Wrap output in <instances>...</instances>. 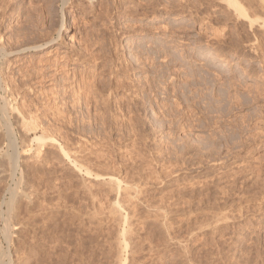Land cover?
<instances>
[{
  "label": "rangeland",
  "instance_id": "374dc122",
  "mask_svg": "<svg viewBox=\"0 0 264 264\" xmlns=\"http://www.w3.org/2000/svg\"><path fill=\"white\" fill-rule=\"evenodd\" d=\"M2 1L8 52L44 44L68 25L53 47L0 57V86L15 99L27 84L35 91L25 86L24 101L40 109L52 102V117L38 115L55 125L52 136L64 134L58 140L72 155L90 159L93 174L78 173L56 147L39 164L21 162L39 198L15 230L12 264H264V0H238L247 18L230 0H71L63 12L60 0ZM2 96L0 87V106ZM15 132L20 152L38 148L35 136L23 143ZM114 174L134 193L113 192ZM120 196L129 207L122 217ZM219 214L230 222H217ZM3 227L0 216L7 249Z\"/></svg>",
  "mask_w": 264,
  "mask_h": 264
},
{
  "label": "bare ground",
  "instance_id": "6f19581e",
  "mask_svg": "<svg viewBox=\"0 0 264 264\" xmlns=\"http://www.w3.org/2000/svg\"><path fill=\"white\" fill-rule=\"evenodd\" d=\"M4 1V0H3ZM2 1V2H3ZM47 1H49V0H47ZM89 1H94V0H89ZM1 2V3H2ZM50 2V1H49ZM71 2V0H60V4H59V7H60V11L61 12H63L64 11V9H65V7L69 4ZM9 3V2H8ZM230 3H231V5L234 7V8H236V10H237V12H239L244 18H247L248 17V15L246 14V11H245V9L240 5V3L238 2V0H230ZM3 4H4V2H3ZM43 4V3H42ZM46 4V3H45ZM8 6V5H7ZM12 6V5H11ZM34 6V5H33ZM32 6V7H33ZM46 6V5H45ZM1 7H3V6H1ZM31 7V6H30ZM36 7V6H35ZM38 7V6H37ZM33 9V8H32ZM35 9V8H34ZM33 9V10H34ZM43 10H44V8H43ZM7 11V10H6ZM1 12H3V10L1 11ZM29 12V11H28ZM4 13V12H3ZM3 15V14H2ZM5 16V15H4ZM250 16V15H249ZM1 19V18H0ZM251 19V18H250ZM264 19V18H263ZM264 22V21H263ZM67 26L68 25H65L63 22H62V29H60L59 31H58V36H57V38H51L48 42H46V43H44V44H40V45H38V46H33L32 48H24V49H22L20 52H26V53H28V52H39V51H42V50H46V49H48V48H50V47H53L54 45H56V44H58L59 42H60V40L62 39V36H61V31H65V30H67L68 28H67ZM250 26V25H249ZM252 27V26H251ZM260 27V26H259ZM3 38V37H2ZM2 41V40H1ZM5 46L3 45V43L1 42L0 43V57L2 58H5V59H9V58H11V57H13V56H16L18 53H20V52H8L5 48H4ZM25 54V53H24ZM198 57H200V58H203V59H206V60H208V61H210L212 64H214L216 67H221V64L220 63H218L215 59H213L208 53H205V52H203V51H200L199 52V54H198ZM5 59H3V60H5ZM8 62V61H7ZM9 63V62H8ZM3 64V63H2ZM1 64V65H2ZM7 64V63H6ZM11 64V63H10ZM5 65V64H4ZM7 67V66H6ZM3 68L4 67H2V70H3ZM10 68V67H9ZM26 68H27V66H26ZM39 69V68H38ZM10 71V70H9ZM36 71V70H35ZM39 71V70H38ZM41 71V70H40ZM11 72V71H10ZM21 72V71H20ZM25 72V71H24ZM4 73V72H3ZM43 73V72H42ZM22 74V73H21ZM25 74V73H24ZM30 74V73H29ZM33 74V73H32ZM37 74V73H36ZM35 74V75H36ZM39 74V73H38ZM41 74V73H40ZM1 75V74H0ZM23 76V75H22ZM25 76V75H24ZM41 76H42V74H41ZM43 76H44V73H43ZM41 77L40 79H41V81L39 80V85H43V81L45 80V78L44 77ZM7 77V76H6ZM28 77V76H27ZM25 78V77H24ZM23 78V79H24ZM30 78V77H29ZM28 79V78H27ZM2 80V79H1ZM29 80V79H28ZM22 81V80H21ZM36 81V80H35ZM14 82H16V81H14ZM14 82H12V83H14ZM23 82V81H22ZM102 82V81H101ZM21 83V82H20ZM25 83H27V82H25ZM33 83V82H32ZM15 84V83H14ZM83 84V83H82ZM93 84H95V83H93ZM7 85V84H6ZM13 85V84H12ZM12 85H10V87L12 86ZM16 85L17 84H15V87H16ZM23 85H25L24 84V82H23ZM107 85V84H106ZM26 86V89H28L29 91H35V90H32L31 89V87H29V88H27V84L25 85ZM24 86V87H25ZM78 86V85H77ZM109 86V85H108ZM124 86V85H123ZM1 87V89L4 91V96H2V99H3V102H2V105L0 106V111L2 112L1 114H2V120H3V124H1V127H0V188H1V204H0V209H2V211L4 212H2L1 214H0V216H2V218L4 219V227H3V229H2V235H4V240H6V243H7V246H8V248L7 249H5V248H3L1 245H0V264H12V253H11V250H10V248H11V245L13 244L12 242H13V238L15 237H17L18 236V233L20 232V227H19V232L17 231V233H15L16 231L15 230H17L18 228H17V226H20L21 225V227H26L27 225L23 222L28 216H31L32 215V212L34 211V209L35 208H37V204H38V190L35 188L36 186H35V179H33V178H31L30 179V174H28V175H26V174H24V171H21L20 173H19V170H21L20 168H21V162H23V161H28V160H37L36 162L38 163V161L39 160H41L42 161V159L41 158H43V157H41V155L43 154V152H45V149H51V151L54 149V148H50V147H56L58 150H59V153H60V157H61V159H62V161L63 160H65V161H68V162H70V164H72L73 165V167H74V169L76 170V171H78V173H83V171L85 170V172H84V174H86L87 175V177H92L93 176V174H92V172H91V168L87 165V164H91V162H89V163H86V162H88V161H90V159H88L87 160V157H85L84 158V160H87V161H84L83 160V157H81V158H79V157H77L76 156V154H75V156L74 155H72V152L75 150V149H73L72 147H70V149L72 148L73 150H70L68 147V144L69 143H66V142H63L64 140H63V136H64V134L62 135V136H59V137H57V138H55V135H51L50 133L56 128L55 127V125H54V127L52 126V125H50V126H52L53 127V129L49 126V123L47 124L46 122V120H41V118H40V116L38 115V113L40 112V110L42 109V112H41V116H46V113L48 112V114H49V110H51V108H53L54 106H52L51 105V103H49V102H46L47 104L49 103V105H43L42 104V108L40 109L39 107L40 106H38L37 107V105H36V107H35V104H34V102L33 101H31L29 104H27L28 103V101H27V103L24 101V99H25V97H26V91L25 90H23V88L24 87H22V85H21V87L19 86V90L18 91H22V92H18V94H17V92H15L16 94H17V98H15V99H13V93H12V91H11V89H9L8 88V86H5L4 85V89H3V85H1L0 86ZM86 87V86H85ZM94 87V86H93ZM103 87H105V86H103ZM122 87V86H121ZM14 89V88H13ZM35 89V88H34ZM77 89H78V87H77ZM99 89V88H98ZM105 89V88H104ZM14 90H16V89H14ZM80 90V89H79ZM96 90V89H95ZM85 91V90H84ZM90 91V90H89ZM93 91V90H92ZM108 91V90H107ZM40 92V91H39ZM74 92V91H73ZM79 92V91H78ZM2 93V92H1ZM41 93V92H40ZM71 93V92H70ZM75 93V92H74ZM97 93V92H96ZM101 93V92H100ZM44 94V93H43ZM69 94V93H68ZM72 94V93H71ZM78 94V93H77ZM105 94V93H104ZM15 95V94H14ZM49 95V94H48ZM75 95V94H74ZM82 95V94H81ZM23 97V105H19V103L18 104H15V103H13V100L14 101H16V102H18L17 101V99H18V97ZM34 96V95H33ZM36 96H37V93H36ZM42 96V95H41ZM53 96V95H52ZM69 96V95H68ZM87 96V95H86ZM108 96V95H107ZM45 97V96H44ZM76 97V96H75ZM88 97V96H87ZM105 97V96H104ZM27 98V97H26ZM70 98V97H69ZM72 98V97H71ZM1 99V100H2ZM83 99V98H82ZM115 100V99H114ZM20 101V100H19ZM30 101V100H29ZM38 101V100H37ZM43 101V100H42ZM44 101H46V100H44ZM43 101V102H44ZM49 101V100H48ZM70 101V100H69ZM74 102H75V100H73ZM97 101H98V99H97ZM131 101V100H130ZM64 102V101H63ZM55 103H56V101H55ZM65 103V102H64ZM94 103V102H93ZM117 103V102H116ZM63 104V103H62ZM78 104V103H77ZM99 104V103H98ZM101 104V103H100ZM109 104V103H108ZM72 105V104H71ZM92 105V104H91ZM106 105V104H105ZM64 106V105H63ZM76 106V105H75ZM99 106V105H98ZM104 106V105H103ZM110 106V105H109ZM84 107V106H83ZM89 107H90V105H89ZM93 107H95V106H93ZM35 108V111H33V109ZM91 108V107H90ZM97 108V107H96ZM55 109H57V108H55ZM55 109L54 110H51L52 112L53 111H55ZM64 109V108H63ZM72 109H74V108H72ZM75 109H76V107H75ZM106 109V108H105ZM79 110V109H78ZM84 110V109H83ZM133 110V109H132ZM57 111V110H56ZM60 111V112H59ZM57 113H59V115L57 116V117H59V119H61L60 117H61V114L60 113H62L61 112V110H59ZM65 111V110H64ZM70 111V110H69ZM88 111V110H87ZM96 111V110H95ZM99 111V110H98ZM101 111V110H100ZM51 112V113H52ZM78 112V111H77ZM94 112V111H93ZM82 113V112H81ZM84 113V112H83ZM91 113V112H90ZM102 113V112H101ZM100 113V114H101ZM43 114V115H42ZM47 114V115H48ZM55 113H53V115H54ZM63 114H67V113H63ZM94 114V113H93ZM131 114V113H130ZM50 115V114H49ZM57 115V114H56ZM69 115V114H68ZM73 115V114H72ZM77 115H79V114H77ZM106 115V114H105ZM64 116V115H63ZM95 116V115H94ZM104 116V115H103ZM103 116H101L102 118H103ZM107 116V115H106ZM50 117H52V115H50ZM49 117V118H50ZM67 117V116H66ZM97 117V116H96ZM99 117V116H98ZM108 117V116H107ZM107 117H105V119L104 120H106V118ZM46 118V117H45ZM55 118V117H54ZM91 118V117H90ZM43 119H44V117H43ZM47 119V118H46ZM53 119V118H52ZM65 119V116L61 119V122H63L62 120H64ZM92 119V118H91ZM101 119V118H100ZM55 120V119H54ZM89 120V119H88ZM102 120V119H101ZM108 120H109V118H108ZM46 121V122H45ZM52 121V120H51ZM56 121V120H55ZM65 121H67V120H65ZM84 121V120H83ZM54 122V121H53ZM60 122V121H59ZM104 122H108L107 120L106 121H104ZM103 122V123H104ZM124 122V121H123ZM127 122V121H126ZM63 123H65V122H63ZM72 123V122H71ZM90 123V122H89ZM60 125L62 124V123H59ZM58 124V125H59ZM68 123H66V125H67ZM57 124H56V126H58ZM17 126L18 128H19V130L21 131V137H22V141H24L23 143H25V141L27 140V139H29V137L31 136V135H33V136H35L34 138L33 137H31V138H33V140L30 138V140H32L33 142H37V146H38V148L35 150V151H33V149H25V150H23V152H20V148H18V146H17V138H16V132H15V127ZM80 126V125H79ZM61 128L63 127V125H61L60 126ZM64 128V127H63ZM74 128V127H73ZM104 128V127H103ZM115 128V127H114ZM66 129V128H65ZM69 129V128H68ZM83 129V128H82ZM81 129V130H82ZM107 129V128H106ZM108 129H110V128H108ZM61 129H59V130H57V132H59ZM85 130V129H84ZM120 130V129H119ZM132 130V129H131ZM55 131H56V129H55ZM102 131V130H101ZM104 131V130H103ZM117 131V130H116ZM17 132H18V130H17ZM54 132V131H53ZM56 132V133H57ZM95 132V131H94ZM72 133H73V131H72ZM78 133V132H77ZM81 133V132H80ZM93 133V132H92ZM97 133V132H96ZM106 133V132H105ZM20 134V133H19ZM54 134H55V132H54ZM62 134V133H61ZM85 134V133H84ZM99 134V133H98ZM60 135V134H59ZM88 135V134H87ZM104 135V134H103ZM122 135V134H121ZM58 136V135H57ZM86 136V135H85ZM61 137H62V139H61ZM66 137V136H65ZM79 137V136H78ZM81 137H82V135H81ZM88 137V136H87ZM58 138L60 139V140H63L62 142L60 141V140H58ZM72 138V137H71ZM94 138V137H93ZM21 139V138H20ZM65 139V138H64ZM67 139V138H66ZM74 140V139H73ZM104 140V139H103ZM116 140V139H115ZM28 141V140H27ZM31 141V143H33ZM70 141V140H69ZM84 141H85V139H84ZM105 141V140H104ZM112 141V140H111ZM120 141V140H119ZM7 142V143H6ZM117 142V141H116ZM22 143V142H21ZM22 143V144H23ZM29 142H27V144H28ZM80 143L81 142H79V145H80ZM107 143V142H106ZM76 144V143H75ZM77 144H78V142H77ZM120 144V143H119ZM21 145V144H20ZM24 145V146H23ZM22 145V147H26L27 148V146H26V144H23ZM31 145V144H30ZM35 145V146H36ZM74 145V144H73ZM110 145V144H109ZM7 146V147H6ZM85 146H87V145H85ZM94 146V145H93ZM4 147H6V148H8L7 150H3V148ZM95 147V146H94ZM24 148H21V149H24ZM76 148V147H75ZM88 148V147H87ZM2 149V150H1ZM56 149V150H57ZM80 149H81V146H80ZM83 149V148H82ZM81 149V150H82ZM55 150V151H56ZM72 151V152H70V151ZM84 150V149H83ZM118 150V149H117ZM80 151V150H79ZM105 151V150H104ZM82 152V151H81ZM45 153H47V152H45ZM44 153V154H45ZM49 154H50V152H48ZM82 153H85V150L82 152ZM48 154V155H49ZM58 154V153H57ZM79 154V153H78ZM87 154V153H86ZM94 154V153H93ZM96 154V153H95ZM98 154V153H97ZM107 154H108V152H107ZM46 155V154H45ZM44 155V156H45ZM52 155H54V154H52ZM89 155V154H88ZM100 155H102V154H100ZM41 157V158H40ZM53 157V156H52ZM55 157V156H54ZM60 157L58 158V159H60ZM116 157V156H115ZM24 158V159H23ZM56 158V157H55ZM55 158H54V160H55ZM105 158V157H104ZM111 158V157H110ZM23 159V160H22ZM22 160V161H21ZM57 160V159H56ZM55 160V161H56ZM100 160V159H99ZM95 161V160H94ZM106 161V160H105ZM36 162H34V163H36ZM108 162V161H107ZM85 163H86V165H85ZM21 164V165H20ZM39 164V163H38ZM96 164V163H95ZM100 164V163H99ZM35 165V164H34ZM53 165V164H52ZM85 165V166H84ZM116 165V164H115ZM61 166V165H60ZM96 166V165H95ZM37 167V166H36ZM54 167V166H53ZM84 167H85V169H84ZM92 168L94 167V166H91ZM98 167V166H97ZM109 167V166H108ZM89 168V169H88ZM99 168V167H98ZM106 168V167H105ZM54 169V168H53ZM109 169V168H108ZM90 170V171H89ZM114 170V169H113ZM28 171V170H27ZM48 172V171H47ZM95 172V171H94ZM107 172V171H106ZM35 173V172H34ZM100 173V172H99ZM103 173L105 174V172L103 171ZM52 174H54L53 172H52ZM58 174V173H57ZM33 175V174H32ZM37 175V174H36ZM42 175V174H41ZM103 175V174H102ZM34 176H35V174H34ZM38 176V175H37ZM98 178H99V176H97ZM101 177V176H100ZM103 177V176H102ZM109 178V183H110V186H111V188H113L114 190H113V192L116 190L117 192H118V194L117 195H119V194H122V190H123V188H125V187H122L123 185H122V182H121V180L120 179H118V177H116V175L114 174V175H111V176H108ZM37 178V177H36ZM42 178V177H41ZM95 178V177H94ZM121 178V177H120ZM32 179H33V181H32ZM38 179V178H37ZM43 179V178H42ZM60 180V179H59ZM58 180V181H59ZM64 180V179H63ZM62 181V180H61ZM123 181V180H122ZM140 181V180H139ZM127 182V181H126ZM138 182V181H137ZM47 183V182H46ZM108 183V184H109ZM61 184V183H60ZM124 184V183H123ZM207 184V183H206ZM125 185V184H124ZM109 186V187H110ZM138 186V185H137ZM208 186V185H207ZM44 187V186H43ZM108 187V186H107ZM135 187V186H134ZM231 187V186H230ZM41 188V187H40ZM54 188V187H53ZM60 189V188H59ZM58 189V190H59ZM108 189V188H107ZM129 189H132V188H130V186H129V188H127L126 187V189H124L123 190V192L125 193V195H128V193H130L131 192V190H129ZM45 190V189H44ZM43 190V191H44ZM52 190V189H51ZM128 190L130 191V192H128ZM38 191V192H37ZM105 191V190H104ZM111 191V190H110ZM132 191H133V189H132ZM140 191V190H139ZM199 191H200V189H199ZM107 192V191H106ZM226 192V191H225ZM58 193V192H57ZM133 193H134V191H133ZM139 193V192H138ZM228 193V192H227ZM40 194V193H39ZM62 194V193H61ZM131 194V193H130ZM136 194V193H135ZM230 194V193H229ZM59 195H60V193H59ZM122 195H124V194H122ZM124 195V196H125ZM139 195V194H138ZM194 195V194H193ZM222 195V194H221ZM227 195V194H226ZM123 196V197H124ZM135 196V195H134ZM44 197V196H43ZM223 197V196H222ZM107 198V197H106ZM118 197H116V199H117ZM132 198V197H131ZM123 199V198H122ZM126 199H127V197H126ZM145 199V198H144ZM261 199H264V198H262L261 197ZM37 200V201H36ZM42 200V199H41ZM111 200H113V199H111ZM110 200V201H111ZM168 200V199H167ZM121 196L119 197V199L118 200H116L115 202H114V205L116 206V209H117V212H120L121 214H118L117 212H116V214H118V215H121L120 217H122L123 215H122V211H125V209H124V207H123V205L125 204H123V203H121ZM127 201V200H126ZM191 201V200H190ZM209 201V200H208ZM226 201V200H225ZM124 202V201H123ZM163 202H165V201H163ZM169 202V201H168ZM40 203V202H39ZM42 203V202H41ZM109 203V202H108ZM133 203V202H132ZM141 203V202H140ZM187 203V202H186ZM191 203V202H190ZM107 204V203H106ZM123 204V205H122ZM137 204V203H136ZM164 204V203H163ZM262 204V203H261ZM126 205V204H125ZM124 205V206H125ZM127 205H128V203H127ZM126 205V206H127ZM151 205H152V203H151ZM156 205V204H155ZM188 205V204H187ZM198 205V204H197ZM222 205V204H221ZM243 205V204H242ZM39 206V205H38ZM137 206V205H136ZM148 206V205H147ZM154 206V205H153ZM161 206V205H160ZM168 206V205H167ZM257 206H259V205H257ZM263 206V205H262ZM261 206V207H262ZM128 207V206H127ZM131 207V206H130ZM158 207V206H157ZM256 207V206H255ZM264 207V206H263ZM115 208V207H114ZM113 208V209H114ZM129 208V207H128ZM159 208V207H158ZM166 208V207H165ZM188 208V207H187ZM4 209H6V210H4ZM38 209V208H37ZM44 209V208H43ZM116 209H115V211H116ZM132 209V208H131ZM164 208H162V210H163ZM191 209V208H190ZM193 209V208H192ZM260 209V208H259ZM133 210V209H132ZM165 210V209H164ZM172 210V209H171ZM263 210V209H262ZM110 211V210H109ZM134 211V210H133ZM167 211V210H166ZM165 211V212H166ZM211 211V210H210ZM226 211V210H225ZM227 211H228V209H227ZM226 211V212H227ZM236 211V210H235ZM256 211V210H255ZM261 211V210H260ZM259 211V212H260ZM125 212H127V211H125ZM172 212V211H171ZM195 212V211H194ZM229 213H230V211H228ZM248 212V211H247ZM246 212V214H248ZM97 213V212H96ZM108 213V212H107ZM210 213V212H209ZM224 213V212H223ZM258 213V212H257ZM128 214H129V212H128ZM127 213L125 214V216H124V223H129L130 221L128 220L129 219V216L131 215H128ZM137 214V213H136ZM240 214H241V212H240ZM240 214H238L239 216H240ZM245 214V215H246ZM113 215H114V213H113ZM171 215V214H170ZM217 215V214H216ZM216 215H215V218H216ZM220 215V216H219ZM218 216L219 217H217V222H221V221H227V222H230V221H228V218L230 217H227L226 216V214H225V216L223 215V216H221L222 214H219ZM227 215H228V213H227ZM236 215V214H235ZM234 215V216H235ZM242 215V214H241ZM32 216H34V215H32ZM110 216V215H109ZM233 216V217H234ZM244 216V215H243ZM115 217V216H114ZM132 217V216H131ZM130 217V218H131ZM135 217V216H134ZM137 217H138V215H137ZM113 218V217H112ZM232 218V217H231ZM240 218V217H239ZM242 218V217H241ZM240 218V219H241ZM246 218H247V216H246ZM34 219V218H33ZM36 219V218H35ZM118 219V218H117ZM140 219V218H139ZM214 219V218H213ZM230 219V218H229ZM234 219V218H233ZM236 219H238V218H236ZM235 219V220H236ZM102 220V219H101ZM116 220V219H115ZM120 220H122V219H120ZM170 220V219H169ZM243 220V219H242ZM244 220H246V219H244ZM114 221V220H113ZM118 221V220H117ZM129 221V222H128ZM143 221V220H142ZM123 222V221H122ZM116 223V222H115ZM170 224V223H169ZM215 224H217V223H215ZM129 225V224H128ZM127 225V226H128ZM131 225H133V224H131ZM135 225V224H134ZM214 225V224H213ZM120 226V225H119ZM212 226V225H211ZM217 226V225H216ZM219 226H220V224H219ZM227 226V225H226ZM117 228V227H116ZM126 228V227H125ZM215 228H217V227H215ZM25 229V228H24ZM127 229H129V226H128V228ZM126 229V230H127ZM23 230V229H22ZM125 230V232L123 233V234H126L127 233V231ZM215 230V229H214ZM217 230V229H216ZM124 231V230H123ZM212 231V230H211ZM27 232V231H26ZM131 233L132 231H128V233ZM215 232V231H214ZM127 233V234H128ZM138 233V232H137ZM20 234V233H19ZM28 234V233H27ZM123 234H122V237H124L123 236ZM21 235V234H20ZM118 235V234H117ZM23 236V235H22ZM21 236V237H22ZM26 236V235H25ZM127 236V235H126ZM27 237V236H26ZM20 238V237H19ZM125 238V237H124ZM130 238V237H129ZM134 238V237H133ZM127 238H125V239H123V241L124 242H127V240H126ZM130 241V240H129ZM117 242V241H116ZM119 242V241H118ZM24 243V242H23ZM16 244V243H15ZM21 244V243H20ZM130 244V243H129ZM128 244V245H129ZM19 245V244H18ZM17 245V246H18ZM126 247H127V245H126ZM135 247V246H134ZM20 248V247H19ZM123 250V249H122ZM208 250V249H207ZM133 252V251H132ZM133 254V253H132ZM190 255V254H189ZM125 259V258H124ZM216 261H218V260H216ZM125 262V261H124ZM213 263V262H212ZM229 263H230V261H229Z\"/></svg>",
  "mask_w": 264,
  "mask_h": 264
}]
</instances>
